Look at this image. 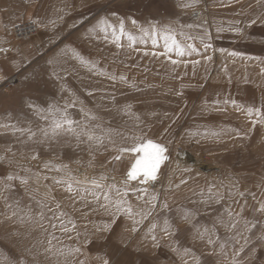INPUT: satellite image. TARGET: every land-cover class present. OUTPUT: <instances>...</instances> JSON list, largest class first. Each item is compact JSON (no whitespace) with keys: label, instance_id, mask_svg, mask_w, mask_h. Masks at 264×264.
<instances>
[{"label":"rangeland","instance_id":"rangeland-1","mask_svg":"<svg viewBox=\"0 0 264 264\" xmlns=\"http://www.w3.org/2000/svg\"><path fill=\"white\" fill-rule=\"evenodd\" d=\"M191 3L192 0H0V10L17 6L29 10L21 20H0V43L10 47L9 53L0 54V71L9 73L0 81L19 75V82L10 91L0 92V123L27 127L32 122L35 128L42 122L27 107L28 103L63 106L75 100V107L69 109L74 119L83 118L79 111L83 107L98 117L92 123L122 134L112 137L114 143L89 146L74 137L25 143L26 137L0 129V253L25 264H104L114 254L124 264H183L182 250L189 248L190 254L183 257L189 264H196L197 259L200 264H264V212L259 211L264 203V125L253 128L251 120L255 117L246 112L248 107L264 110V84L252 89L253 96L245 93L247 96L237 99L247 101L245 104L230 101L231 89L225 95L220 89V99L227 100V104L221 101L216 106L207 100L208 92L216 93L210 89L212 85L221 88L236 81L264 82V5L256 0H220L218 14L217 6L207 7L201 0L194 7L183 6ZM109 7L118 9L129 31L136 32L132 19L145 26L152 20L177 28L190 24L193 28L184 30L193 35H204L207 30L205 43L210 47L205 49L194 41L199 55H173V59L189 61L186 65L145 55V51L162 50H154L150 44L146 48L138 45L137 50L128 48L125 42L123 48L117 49L88 32L98 14H108L101 9ZM110 18L117 23L115 17ZM24 19L42 21L39 42L33 50L25 47L32 39L11 40L13 25ZM253 19L257 23L250 25ZM217 28L223 30L217 32ZM73 50L97 61L98 67L109 73L127 77V81L113 82L94 75L72 58ZM256 98L262 101L261 106L252 103ZM125 109L131 115L125 114ZM133 137L152 139L167 147L169 159L161 166L150 192L154 190L168 207L158 204L154 216L137 232L131 231L132 221L125 216L111 225V231H104L111 213L95 203L82 202L77 194L55 184L51 177L61 174L47 171L44 165H67L80 179L104 173L120 182L131 157L128 153L120 160L113 157L119 147L130 145ZM36 173L41 177L38 183ZM9 175L31 178L25 185L19 180L8 181ZM44 176L49 179L44 180ZM210 185L225 194L219 204L207 199ZM229 190L233 192L231 197L226 195ZM128 199L134 207H143L134 195ZM229 205L234 213H240L234 229L220 223H229L225 211ZM185 210L195 213V219L183 220ZM53 212L65 213L64 222L73 221L75 229L61 231ZM165 218L171 220L176 234L165 236L158 227V246L154 245L148 228L153 222L162 225ZM246 222L256 227L249 231ZM194 223L201 231L215 224L219 241L209 245L207 236L201 239L197 235ZM221 243L225 245L223 250ZM241 248L243 251H239ZM75 249L79 252L70 253ZM0 264H4L2 259Z\"/></svg>","mask_w":264,"mask_h":264},{"label":"snow or ice","instance_id":"snow-or-ice-1","mask_svg":"<svg viewBox=\"0 0 264 264\" xmlns=\"http://www.w3.org/2000/svg\"><path fill=\"white\" fill-rule=\"evenodd\" d=\"M257 4L264 5V0H256ZM197 0H192L191 4H185L184 7H194ZM101 11H107V15L98 14L96 23L88 29L92 38L97 40H103L106 43H111L116 46L117 49H121L127 43L128 48H137V46H144L145 48L150 44L152 49H162L161 51H152L151 53L145 51V55L151 54L152 56H161L168 59L173 65H177L184 62L185 65L189 61H181L179 59H173V55L177 58L191 57L193 54H200V49L196 46L194 41H199L205 49L210 47V44L205 43V39L208 36L207 30L204 31V35H193L188 31H185V27L188 29L193 28V25H180L179 28L173 26L172 24H160L159 22L152 20L149 21L147 26L138 24L137 20L132 19V24L136 26V32L129 31L125 26V20L122 16L118 14V9L107 8L101 9ZM110 17H115L117 23H113ZM54 23V21H50ZM257 23L256 19L250 21L251 24ZM31 24L37 27L42 25V21L37 19H32ZM223 29L217 28V32ZM235 32H240L239 28L234 29ZM8 51L5 48L0 47V52ZM233 55H239L238 53H233ZM72 58L77 60L80 65L86 68L89 72L94 75L105 76L109 80L115 82L119 79L122 82L127 81V77L120 75L117 77L114 73H109L107 69L98 67V62L87 59L79 52L73 50ZM211 59V57H207ZM53 61H49L51 64ZM195 64L198 61H190ZM55 76L56 73L53 72ZM27 79V77L25 78ZM133 87L135 85H132ZM91 95L92 93H88ZM114 99V96H113ZM215 104L219 105L221 102L216 100ZM225 104L228 103L227 100L224 101ZM235 103L234 101L232 102ZM76 101L73 100L71 103L66 102L63 106L58 104L49 103L47 107H42L39 103L30 102L27 107L34 113V115L42 123L38 124L35 128L32 126V122H28L27 127H19L17 123H0V129L8 130L13 136H18L19 138L26 137L23 142H33V143H45L57 141L61 137H74L78 143H88L89 146H104L105 143H114L112 137L114 135H122L118 132H114L111 128H105L100 123H92V121L98 120V117L92 113L90 110H86L83 107L79 109L83 118L76 120L71 115L69 109L74 108ZM130 108V106H128ZM247 115L249 117H255L251 120L253 128L257 124L264 125V111L259 107H248L246 109ZM125 114L131 115L128 109H125ZM138 119V117H137ZM216 135V133H213ZM122 138H125L122 136ZM168 152L167 147L159 142L152 139H146L143 137H133V142L128 146H122L117 149V155L113 157L114 160H120L123 154H130L129 166L126 169L124 178L120 182H116L114 177H109L108 175L101 173L99 176L88 177L84 175L83 179H80L77 175H74L70 170H68L67 165L53 164L51 162H46L44 168L49 172L60 173L61 175L51 177L55 184L65 186V190L69 193H75L79 196L80 200L86 204H97L100 208L104 209L106 212L111 213V221L109 225H105L104 231H111V225H114L116 221L122 216L127 217L132 221L133 227L132 232L139 231V226L143 225L146 220L153 217L155 214V209L158 204L164 209H167V202H160L158 194L155 191L150 192V188L154 189V185L158 181L161 166L169 159L166 154ZM36 159L34 155L32 157ZM115 171V169H113ZM36 176L37 183L41 179L39 173L34 174ZM29 176H7L8 181L19 180L20 183L27 185L29 182ZM44 180L49 179L48 176L43 177ZM111 180V183L108 181ZM185 183V181H181ZM10 185H6V188ZM179 187V185H177ZM215 185H210L207 190V199L209 201L215 200L219 204L225 199V194L221 193L219 190L214 191ZM134 195L138 202H142L143 207H134L133 204L128 199L129 195ZM228 197L233 195V192L229 190L226 194ZM243 195V194H241ZM201 196L204 197L205 193L201 192ZM90 198V199H88ZM54 199V198H53ZM205 202V201H201ZM43 205V200L40 201ZM57 208L60 207L59 204L56 205ZM48 211L52 212L51 208ZM229 223H225L223 220L220 223L226 228H235L237 223H239L240 213H234L231 209V205L225 209ZM259 211L264 212V203L260 204ZM15 215V213H13ZM66 214L60 212L58 215L53 212V218L58 220L60 230L63 232H68L75 229V223L68 220L67 223L64 222V216ZM43 217V213H41ZM183 220L191 222L195 219V213H190L185 210L182 217ZM70 226V227H69ZM53 228L56 227L55 224L52 225ZM165 236H174L175 230L173 224L169 218L163 220V224L160 225L159 222H153L148 228V235L154 245H157V236L155 234L157 228ZM196 229L197 235L201 239L205 236L208 237L207 243L213 245L219 241V236L217 235L215 224L211 229L204 227L201 231L199 224H193ZM245 227L251 231L256 225H249L247 222ZM215 237V239H213ZM53 239H56L53 236ZM247 242V241H246ZM51 244V241H49ZM158 246V245H157ZM224 244L221 243L220 247L223 250ZM50 250V249H49ZM174 251L180 252V248L173 249ZM79 252V249L70 250ZM116 251H119L118 249ZM239 251H243L241 248ZM182 260L183 264H189L187 259H183L184 256H188L191 252L189 248H183L182 250ZM239 255V252H237ZM0 259L3 260L4 264H25L24 261H13L8 255L0 253ZM80 264H83L81 261ZM104 264H124V261L115 259V254L110 259H105ZM147 264V262H145ZM196 264H200L199 260H196Z\"/></svg>","mask_w":264,"mask_h":264},{"label":"built area","instance_id":"built-area-1","mask_svg":"<svg viewBox=\"0 0 264 264\" xmlns=\"http://www.w3.org/2000/svg\"><path fill=\"white\" fill-rule=\"evenodd\" d=\"M197 14V12H196ZM32 19H24L15 25H13L11 29V40L14 42H24L30 40L39 35L40 28L31 24ZM0 47L7 49L6 52L1 53H9L10 47L7 45H2L0 43ZM19 82V75L13 74L6 78L3 81H0V92H8L10 91L17 83Z\"/></svg>","mask_w":264,"mask_h":264},{"label":"bare ground","instance_id":"bare-ground-1","mask_svg":"<svg viewBox=\"0 0 264 264\" xmlns=\"http://www.w3.org/2000/svg\"><path fill=\"white\" fill-rule=\"evenodd\" d=\"M238 75V74H237ZM251 83H253V84H250V83H245V82H243V81H236V82H233L231 85H225V86H223V87H221L220 88V85H212V87L210 88V89H215L216 91V93H210V92H208L209 94L207 95L208 96V98H207V100H210V101H212V103L214 104V105H216V106H220V104L219 105H217V104H215L214 102L216 101V100H219L220 102L222 101L223 103H224V101H225V99H220V89H221V91L223 92V94L225 95V93H227L226 92V90H229V89H231L229 92L231 93V97H229L230 99H232V100H230L231 102H235V103H241V104H245V103H247V101L245 102V101H238L237 99L240 97V96H243V97H245V96H247V95H243V94H245V93H247L248 94V96L250 95V96H253L254 94H253V91H252V89L253 88H255L256 87V85H263L264 84V82L263 81H254V82H251ZM218 84H220V83H218ZM213 94V95H212ZM257 96V95H256ZM255 97V96H254ZM258 97V96H257ZM223 98V97H222ZM258 102V103H257ZM253 104H255V105H258V106H261V104H262V101L261 100H259V99H257L256 98V102H252ZM264 111V110H263ZM219 117V116H218ZM219 119H220V117H219ZM220 130V129H219ZM217 133H218V131H217ZM218 135H220V132H219V134ZM243 144H244V141H243ZM239 145H241V144H239Z\"/></svg>","mask_w":264,"mask_h":264},{"label":"crops","instance_id":"crops-1","mask_svg":"<svg viewBox=\"0 0 264 264\" xmlns=\"http://www.w3.org/2000/svg\"><path fill=\"white\" fill-rule=\"evenodd\" d=\"M201 4H206L207 7H215L217 6V13L220 14V0H201ZM29 11L27 10L24 6L22 7H14V8H8L7 10H0V20H21L26 12ZM220 18V16H219ZM40 35L32 38V42L25 46L29 50H33L36 47V43L39 42V37ZM19 59V58H17ZM8 71H0V79L3 78V76L8 75Z\"/></svg>","mask_w":264,"mask_h":264}]
</instances>
